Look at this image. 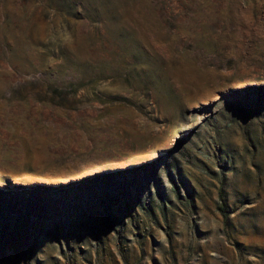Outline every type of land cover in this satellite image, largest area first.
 <instances>
[{
  "label": "rangeland",
  "instance_id": "obj_1",
  "mask_svg": "<svg viewBox=\"0 0 264 264\" xmlns=\"http://www.w3.org/2000/svg\"><path fill=\"white\" fill-rule=\"evenodd\" d=\"M138 1L0 0V264H264V0Z\"/></svg>",
  "mask_w": 264,
  "mask_h": 264
},
{
  "label": "trees",
  "instance_id": "obj_2",
  "mask_svg": "<svg viewBox=\"0 0 264 264\" xmlns=\"http://www.w3.org/2000/svg\"><path fill=\"white\" fill-rule=\"evenodd\" d=\"M95 3V6L91 9V16H122V11L120 7L119 0H92ZM145 0H139L138 4H143ZM145 4V3H144ZM146 8L151 9L154 5L147 1ZM68 16H78L75 13H68ZM109 175L108 173H104L103 175H96L92 178H88L87 180L91 181L93 179H100L102 176Z\"/></svg>",
  "mask_w": 264,
  "mask_h": 264
},
{
  "label": "water",
  "instance_id": "obj_3",
  "mask_svg": "<svg viewBox=\"0 0 264 264\" xmlns=\"http://www.w3.org/2000/svg\"><path fill=\"white\" fill-rule=\"evenodd\" d=\"M0 189L2 190V189H4L2 186H0Z\"/></svg>",
  "mask_w": 264,
  "mask_h": 264
}]
</instances>
